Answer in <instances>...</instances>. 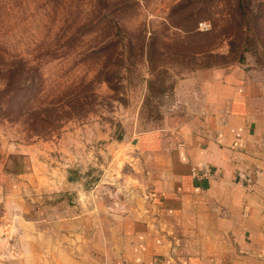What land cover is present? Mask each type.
Returning a JSON list of instances; mask_svg holds the SVG:
<instances>
[{
	"label": "rangeland",
	"instance_id": "374dc122",
	"mask_svg": "<svg viewBox=\"0 0 264 264\" xmlns=\"http://www.w3.org/2000/svg\"><path fill=\"white\" fill-rule=\"evenodd\" d=\"M231 66L264 81V0H0L4 254L60 255L77 216L93 247L149 200L138 140L182 112L179 85Z\"/></svg>",
	"mask_w": 264,
	"mask_h": 264
},
{
	"label": "crops",
	"instance_id": "0c3cea01",
	"mask_svg": "<svg viewBox=\"0 0 264 264\" xmlns=\"http://www.w3.org/2000/svg\"><path fill=\"white\" fill-rule=\"evenodd\" d=\"M176 90L182 112L138 140L149 200L95 222L93 247L77 216L60 255L3 242L0 264H264V81L231 66Z\"/></svg>",
	"mask_w": 264,
	"mask_h": 264
},
{
	"label": "built area",
	"instance_id": "2783aa9c",
	"mask_svg": "<svg viewBox=\"0 0 264 264\" xmlns=\"http://www.w3.org/2000/svg\"><path fill=\"white\" fill-rule=\"evenodd\" d=\"M192 175L194 177H197L198 176V174L195 171H192ZM205 175H206V172H204V176ZM153 264H161V261L156 259V260L153 261Z\"/></svg>",
	"mask_w": 264,
	"mask_h": 264
}]
</instances>
